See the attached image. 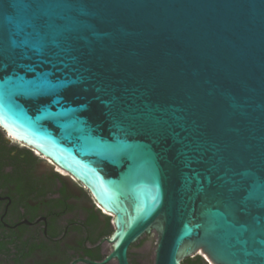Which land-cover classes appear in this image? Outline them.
<instances>
[{
	"label": "water",
	"instance_id": "obj_1",
	"mask_svg": "<svg viewBox=\"0 0 264 264\" xmlns=\"http://www.w3.org/2000/svg\"><path fill=\"white\" fill-rule=\"evenodd\" d=\"M45 2L0 0V125L113 218L94 264L153 231L155 264H264V0Z\"/></svg>",
	"mask_w": 264,
	"mask_h": 264
},
{
	"label": "flooded vegetation",
	"instance_id": "obj_2",
	"mask_svg": "<svg viewBox=\"0 0 264 264\" xmlns=\"http://www.w3.org/2000/svg\"><path fill=\"white\" fill-rule=\"evenodd\" d=\"M113 226L83 183L0 125V264L101 262L113 250ZM149 238L129 247L130 264H144Z\"/></svg>",
	"mask_w": 264,
	"mask_h": 264
},
{
	"label": "snow or ice",
	"instance_id": "obj_3",
	"mask_svg": "<svg viewBox=\"0 0 264 264\" xmlns=\"http://www.w3.org/2000/svg\"><path fill=\"white\" fill-rule=\"evenodd\" d=\"M24 3H35L38 6L42 5L45 2V0H23ZM38 19L42 21L43 23H47L48 21V16L46 14H38ZM37 25L34 23L32 20L28 19H21L19 22L16 24V31L13 34V39H12V46L14 48L18 49H37L38 46L35 41L41 40V37L39 35V32L36 30ZM3 56V49L0 48V57ZM0 68H2V65H0ZM18 87L22 88H27L28 86H32L34 89L39 90L41 85L36 84L35 81H27V82H21ZM249 202H252L254 200L253 195L250 193L249 194ZM241 227L247 228L246 222L241 224ZM260 255L262 258H264V249L260 250Z\"/></svg>",
	"mask_w": 264,
	"mask_h": 264
},
{
	"label": "rangeland",
	"instance_id": "obj_4",
	"mask_svg": "<svg viewBox=\"0 0 264 264\" xmlns=\"http://www.w3.org/2000/svg\"><path fill=\"white\" fill-rule=\"evenodd\" d=\"M112 231H114V226L112 228ZM157 240H158V234L156 231H153L150 233V238L148 240V243L145 245L142 256H143V263L144 264H155V251L157 247ZM205 261L206 258H204ZM112 264H118L117 260H113Z\"/></svg>",
	"mask_w": 264,
	"mask_h": 264
},
{
	"label": "trees",
	"instance_id": "obj_5",
	"mask_svg": "<svg viewBox=\"0 0 264 264\" xmlns=\"http://www.w3.org/2000/svg\"><path fill=\"white\" fill-rule=\"evenodd\" d=\"M194 258H196L197 260H199V259H203V257H201V256H196V257H192V258H187V259H185L183 262H182V264H185V263H190V264H194Z\"/></svg>",
	"mask_w": 264,
	"mask_h": 264
},
{
	"label": "bare ground",
	"instance_id": "obj_6",
	"mask_svg": "<svg viewBox=\"0 0 264 264\" xmlns=\"http://www.w3.org/2000/svg\"><path fill=\"white\" fill-rule=\"evenodd\" d=\"M8 131V130H7ZM15 139H17V137L15 136V134L14 133H12L10 130L8 131ZM19 141H21V139H18ZM35 151L38 153L39 152V150L38 149H35ZM40 153V152H39ZM41 154V153H40ZM107 212V211H106ZM211 263V262H210ZM211 264H213V263H211Z\"/></svg>",
	"mask_w": 264,
	"mask_h": 264
}]
</instances>
